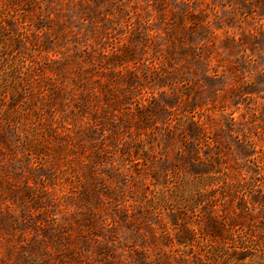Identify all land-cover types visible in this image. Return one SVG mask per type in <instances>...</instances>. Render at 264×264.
<instances>
[{"label": "rangeland", "instance_id": "rangeland-1", "mask_svg": "<svg viewBox=\"0 0 264 264\" xmlns=\"http://www.w3.org/2000/svg\"><path fill=\"white\" fill-rule=\"evenodd\" d=\"M0 264H264V0H0Z\"/></svg>", "mask_w": 264, "mask_h": 264}]
</instances>
